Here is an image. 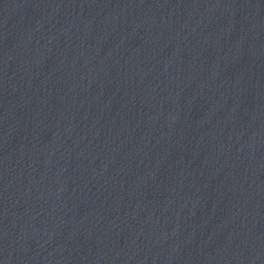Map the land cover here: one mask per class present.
Listing matches in <instances>:
<instances>
[{
    "label": "water",
    "instance_id": "1",
    "mask_svg": "<svg viewBox=\"0 0 264 264\" xmlns=\"http://www.w3.org/2000/svg\"><path fill=\"white\" fill-rule=\"evenodd\" d=\"M0 264H264V0H0Z\"/></svg>",
    "mask_w": 264,
    "mask_h": 264
}]
</instances>
